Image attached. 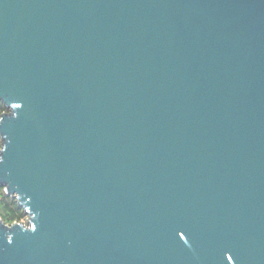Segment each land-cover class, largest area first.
Listing matches in <instances>:
<instances>
[{
    "label": "water",
    "instance_id": "obj_1",
    "mask_svg": "<svg viewBox=\"0 0 264 264\" xmlns=\"http://www.w3.org/2000/svg\"><path fill=\"white\" fill-rule=\"evenodd\" d=\"M0 264H264V0H0Z\"/></svg>",
    "mask_w": 264,
    "mask_h": 264
},
{
    "label": "trees",
    "instance_id": "obj_2",
    "mask_svg": "<svg viewBox=\"0 0 264 264\" xmlns=\"http://www.w3.org/2000/svg\"><path fill=\"white\" fill-rule=\"evenodd\" d=\"M6 111L5 107L0 104V114ZM26 218L23 208L19 206L16 199L4 192L0 186V219L6 223L21 222Z\"/></svg>",
    "mask_w": 264,
    "mask_h": 264
},
{
    "label": "rangeland",
    "instance_id": "obj_3",
    "mask_svg": "<svg viewBox=\"0 0 264 264\" xmlns=\"http://www.w3.org/2000/svg\"><path fill=\"white\" fill-rule=\"evenodd\" d=\"M20 223L26 225L27 224V217L23 221H21Z\"/></svg>",
    "mask_w": 264,
    "mask_h": 264
}]
</instances>
